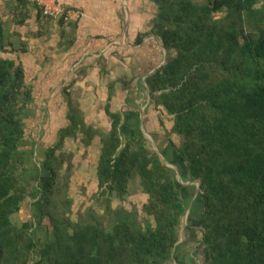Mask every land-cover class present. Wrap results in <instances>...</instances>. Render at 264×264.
Returning <instances> with one entry per match:
<instances>
[{"label":"trees","instance_id":"obj_1","mask_svg":"<svg viewBox=\"0 0 264 264\" xmlns=\"http://www.w3.org/2000/svg\"><path fill=\"white\" fill-rule=\"evenodd\" d=\"M153 1L152 32L168 51L151 77L153 98L183 138L173 145L184 160L183 179L201 181L202 264H264V0ZM142 40L139 35L136 42ZM22 45L0 24V52L27 51ZM114 91L112 83L108 132L86 123L69 104L70 123L45 152L38 217L49 220L53 233L41 248L32 227L14 220L30 192L20 146L32 87L20 60L0 57V264H31L36 257L44 264H199L191 251H177L189 187L147 146L139 121L112 110ZM124 123L131 128L126 139ZM80 132L87 144L101 136L98 193L108 207L106 215L89 207L73 219V156L62 149ZM138 177L148 195L144 218L136 208L111 204Z\"/></svg>","mask_w":264,"mask_h":264},{"label":"rangeland","instance_id":"obj_2","mask_svg":"<svg viewBox=\"0 0 264 264\" xmlns=\"http://www.w3.org/2000/svg\"><path fill=\"white\" fill-rule=\"evenodd\" d=\"M195 1L199 3L208 2V0ZM45 19L47 30L49 27L55 28L57 22L55 33L61 38V46H51L49 44L50 47L45 53L38 52V49L29 52V44H27V51H23V53L0 52V57H10L17 61L24 59L27 65L26 82L32 87L33 98L29 103V109L24 112L26 135L20 146V153L25 161V178L29 182L30 192L22 210L14 216V220L19 224L32 227V232L41 248L44 247L46 241L52 238L53 232L49 220L41 221L38 217L41 190L38 183L39 181L42 183L47 182V174L43 170L45 152L49 146L56 142L59 129L70 123L68 119L69 104L72 105V109L77 110L84 117L86 123L93 125L102 132H108L111 128V121L105 107L108 102L109 87L112 83H115L112 110L130 112L128 118L134 120V122L139 121L141 133L147 139V146L151 149L157 147L162 151L164 150L169 162L180 167L181 173L185 168L182 165L184 160L173 148V145L181 146L183 142L182 136L172 130L173 116L163 110L161 106H157L156 100L153 98L154 89L151 91L152 94H148L150 86L141 84V86L136 87L132 82L136 76V64L128 61V58L132 55L124 50L118 55L119 58L116 57L120 60L116 63L113 62L112 64L110 60L107 61L102 57L96 67L83 65L77 69L67 70L72 63H69V54L65 51L69 41L74 40L73 32L62 22L53 21L54 18ZM13 42L17 47L23 49L22 42L25 43V41L14 36ZM162 57L164 58V55L161 56V59ZM57 62H63L61 64L64 66V72H57L53 69V67H56ZM127 87L129 90L130 88L133 90L132 101L138 108L130 105L131 103L134 104L132 101L126 100L127 92L123 88L126 89ZM138 88L146 95L136 93ZM121 89L124 91H121ZM136 97L137 99L140 98L139 101L146 97V100L144 98L143 120L139 113L141 102L138 103ZM129 125V123H124L126 127L125 131L122 129L124 139L129 137V130L131 129ZM149 134L153 137H150ZM84 139L85 136L82 132L76 136L66 138L62 149L73 156L74 167L70 184V195L74 200L73 219H78L80 214L84 213L89 207H93L99 214L106 215L108 207L105 198L98 193L97 166L102 146L101 136H96L91 144H87ZM188 187L189 190L184 192L188 202L187 220L185 215L177 251L181 249L191 251L198 258L199 264H202L206 249L200 242L202 232L199 229L198 220L203 206L199 194L194 196L196 186L188 185ZM111 200L113 208L128 210L136 208L142 213L148 195L144 193L141 180L138 177L131 181L129 193L125 197L113 196ZM145 216L142 213L141 218ZM113 226H109L108 230L112 231ZM31 264L44 263L36 257ZM173 264L177 263L174 262Z\"/></svg>","mask_w":264,"mask_h":264},{"label":"crops","instance_id":"obj_3","mask_svg":"<svg viewBox=\"0 0 264 264\" xmlns=\"http://www.w3.org/2000/svg\"><path fill=\"white\" fill-rule=\"evenodd\" d=\"M59 1L67 8L77 9L82 13L81 18H71V20L64 22V25L69 27L74 36L73 43L71 44L69 41L66 45L65 52L69 54V63H72L67 70L77 69L83 65L96 67L102 57L107 61L110 60L112 64L113 62L116 63L119 60L116 57L119 58L118 55L126 50L132 55L128 61L136 64V76L132 82L136 87L141 86V84L150 86L148 94H152L151 77L155 73L156 67L164 61L166 53L160 38L152 32V23L158 9L156 3L153 0ZM45 18L42 9L32 2L27 0H0V24L5 36L12 40L16 36L25 41L26 47H28L27 44L30 46L29 52L38 49V52L45 53L50 47L49 44L61 46V38L55 33L57 22L55 28L49 27L47 30ZM52 20L60 21L61 19L54 18ZM72 25L75 26L73 29L71 28ZM139 35H142L143 40L138 43L136 40ZM8 47L12 48L9 44ZM15 53H23V51ZM162 55L164 58L161 59ZM22 60L24 61V59ZM22 60L20 59L26 71V62ZM61 63L57 62L53 69L57 72H64V66ZM130 84L132 85V83ZM123 89L127 92L126 100L132 101L133 90L131 88L129 90L128 87ZM136 93L146 95L139 88L136 89ZM144 98L146 100V97H143L139 101L140 98L137 99L136 97L137 102H141L139 107L141 118L145 109ZM134 104L131 103L130 105L138 108Z\"/></svg>","mask_w":264,"mask_h":264},{"label":"built area","instance_id":"obj_4","mask_svg":"<svg viewBox=\"0 0 264 264\" xmlns=\"http://www.w3.org/2000/svg\"><path fill=\"white\" fill-rule=\"evenodd\" d=\"M39 6L43 12L52 18H64L65 22L71 18H81L82 13L77 9H69L59 0H29Z\"/></svg>","mask_w":264,"mask_h":264},{"label":"water","instance_id":"obj_5","mask_svg":"<svg viewBox=\"0 0 264 264\" xmlns=\"http://www.w3.org/2000/svg\"><path fill=\"white\" fill-rule=\"evenodd\" d=\"M159 39V38H158ZM165 48V47H164ZM165 58H164V61L160 64V65H158L157 67H156V69H155V71L159 68V67H161L162 65H164L166 62H167V60H168V51H167V49L165 48ZM154 71V72H155ZM142 120H143V118H142ZM150 135V137H153V135H151V134H149ZM155 150L162 156V158L164 159V161H165V163L168 165V166H170V167H172V168H174L175 170H176V172H177V178H178V180H179V182L181 183V184H183V185H185V186H188V185H196V191H195V194H194V196H197L198 194H199V192H200V188H201V181L200 180H191V181H185L184 179H183V176H182V174H181V172H180V169H179V167H177L176 165H174V164H171L168 160H167V158L165 157V155L162 153V151L159 149V148H157V147H155ZM186 220H187V215H186Z\"/></svg>","mask_w":264,"mask_h":264}]
</instances>
